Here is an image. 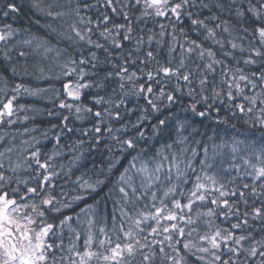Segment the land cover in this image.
Returning <instances> with one entry per match:
<instances>
[{
  "label": "snow or ice",
  "instance_id": "snow-or-ice-1",
  "mask_svg": "<svg viewBox=\"0 0 264 264\" xmlns=\"http://www.w3.org/2000/svg\"><path fill=\"white\" fill-rule=\"evenodd\" d=\"M0 264H264V0H0Z\"/></svg>",
  "mask_w": 264,
  "mask_h": 264
},
{
  "label": "trees",
  "instance_id": "trees-1",
  "mask_svg": "<svg viewBox=\"0 0 264 264\" xmlns=\"http://www.w3.org/2000/svg\"><path fill=\"white\" fill-rule=\"evenodd\" d=\"M18 2H21V0H18ZM22 2L27 5L29 4L30 0H22ZM37 17L28 11L27 7L25 8V14H23L19 20L16 21V25L17 26H22V27H28L29 25L32 27L33 31H38L37 27L35 24H32L31 21L35 20ZM42 31V30H39ZM42 86H47L46 83ZM56 87H59V84L57 83L55 85ZM32 102L31 98H26V97H22L18 103H24V104H30ZM21 115H23V113H21ZM221 115H223V113H221ZM47 119H52V118H44V120L46 121ZM53 122L54 119H53ZM232 123H236V121H231ZM44 126H47L46 123ZM237 126L239 127V124H237ZM16 127V126H14ZM227 131L228 134H231V132L233 131L230 127L227 126H222L221 128V132H225ZM90 203L92 202L91 200L89 201ZM78 210V209H77Z\"/></svg>",
  "mask_w": 264,
  "mask_h": 264
}]
</instances>
